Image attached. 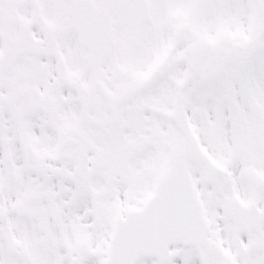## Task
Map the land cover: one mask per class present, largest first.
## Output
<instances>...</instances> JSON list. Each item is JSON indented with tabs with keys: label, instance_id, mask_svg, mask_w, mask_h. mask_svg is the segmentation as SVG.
<instances>
[{
	"label": "snow or ice",
	"instance_id": "1",
	"mask_svg": "<svg viewBox=\"0 0 264 264\" xmlns=\"http://www.w3.org/2000/svg\"><path fill=\"white\" fill-rule=\"evenodd\" d=\"M0 264H264V0H0Z\"/></svg>",
	"mask_w": 264,
	"mask_h": 264
}]
</instances>
